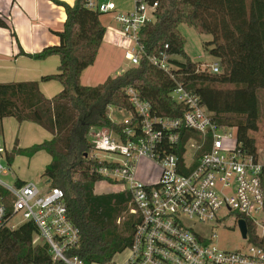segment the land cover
I'll use <instances>...</instances> for the list:
<instances>
[{"label":"trees","instance_id":"1","mask_svg":"<svg viewBox=\"0 0 264 264\" xmlns=\"http://www.w3.org/2000/svg\"><path fill=\"white\" fill-rule=\"evenodd\" d=\"M54 1L66 14L63 29L55 31L60 41L30 55L37 59L58 55L57 72L42 79L57 80L63 88L48 98L38 81L0 83V134L6 117L33 121L52 134L50 140L15 151L34 155L46 150L52 156L43 175L48 187L63 190L69 216L81 233L78 245L69 254L87 264H108L131 245L137 220L129 213L128 191L95 192V183L104 180L99 167L113 164L93 157L96 147L91 132L108 128L123 136L126 124L113 120L110 113L115 107L136 117L126 92L129 87L151 105L154 115L182 116L185 106L171 96L182 84L219 124L235 127L240 148L257 157L253 132L259 129L258 93L264 90V0H143L156 2L157 7L153 19L140 31L144 52L139 64L95 86L84 85L81 76L95 64L103 43V13L86 7V0L73 4ZM181 24L213 36L208 45L220 63V72H211L209 67L202 70L191 59L185 50L187 39L180 31ZM0 27L10 28L2 16ZM162 53L168 56L172 75L150 60L162 57ZM188 139L185 136L181 144ZM262 184L264 189V168ZM248 228L253 241L264 248V232L256 235V226L249 221ZM37 236L32 221L1 229L0 264H62L53 259L49 244L42 238L36 240Z\"/></svg>","mask_w":264,"mask_h":264},{"label":"built area","instance_id":"2","mask_svg":"<svg viewBox=\"0 0 264 264\" xmlns=\"http://www.w3.org/2000/svg\"><path fill=\"white\" fill-rule=\"evenodd\" d=\"M86 7L109 13L116 9V4L113 0H86ZM156 7V2L136 0L134 10L117 16L123 32L136 43L126 53L133 65L139 64L144 52L140 31L153 19ZM150 60L171 74L166 53ZM208 67L214 73L221 70L219 62ZM126 92L136 117L129 113L121 121L126 124L123 136L108 128L90 134L96 147L94 158H100L98 151L121 156L103 159L113 165L99 167L98 173L109 182L128 184L122 188L130 195L129 213L137 222L128 247L130 255L123 264H264V248L253 241L248 228L249 221L256 226V235L264 232V165L258 156L240 148L237 135L233 148L224 146L231 137L226 130L236 128L219 124L214 114L182 84L171 92L172 98L185 106L183 115L177 117L154 115L151 105L141 99L136 89L129 87ZM185 136L189 139L182 145ZM201 150L203 154L199 153ZM4 154L7 156V149L0 146V230L13 228L9 222L21 213L25 222L36 225V240L42 238L49 244L55 261L87 264L69 254L78 245L81 233L69 216L63 190L59 187L41 190L32 181L15 186L6 184L1 179ZM143 158L159 166L155 180L137 177V166ZM229 214L235 216L239 227L241 219L247 222L244 238L249 244L244 250L220 249L196 226L208 221L221 223Z\"/></svg>","mask_w":264,"mask_h":264},{"label":"rangeland","instance_id":"3","mask_svg":"<svg viewBox=\"0 0 264 264\" xmlns=\"http://www.w3.org/2000/svg\"><path fill=\"white\" fill-rule=\"evenodd\" d=\"M107 1V0H101ZM117 5L116 9L101 15V21L106 27L107 34L105 36V44L99 51V56L94 65L88 67L82 75V83L84 85L95 86L103 82L108 76L116 75L118 71L127 69L132 66V62L126 58V52L132 51L136 47V43L132 41L123 32L120 21L117 16L120 13H127L135 8L136 0H113ZM149 17H152V13H148ZM180 31L186 37L187 42L185 50L191 59L198 63L199 67L206 69L208 65H212L218 62V59L210 53L211 46L208 42L213 39L210 34L199 33L194 28L186 25H180ZM113 43V44H112ZM260 100V116H259V129L253 132V137L256 139V145L258 148V161L264 165V90H259ZM110 116L115 121H123L129 117V113L120 112L117 108L112 107ZM19 122L17 119H15ZM30 130H25L28 135L31 132H35L40 136L46 131L38 123ZM95 131L94 133H96ZM93 133V136H94ZM227 134H231V137L224 142V146L233 148L236 141V130L234 128H228ZM18 134V129L15 131L14 141ZM0 145H3L2 134H0ZM15 145V142H14ZM14 147V146H13ZM10 150V158L7 159L6 154L2 157L1 161L5 167L1 174V179L8 185L15 186L16 183L21 181H32L37 184L41 190L48 188L47 179L45 178L44 171L52 162V156L46 150H40L34 155L17 153L14 148ZM98 156L102 159H121V156L114 153H108L105 151H98ZM151 162V163H150ZM142 160L139 164V171H151L146 176L152 174L158 166L153 161ZM141 175V173H140ZM142 177H145L143 175ZM149 180H155L156 177L149 176ZM128 187L127 183L115 184L107 180L95 183L96 193H109L112 190H121V187ZM107 189V190H106ZM25 222L22 214L15 215L9 222L11 227H19ZM197 228L205 234L210 242L223 250L241 249L244 250L249 244L246 240L240 227L233 214H229L221 223L216 221H208L206 223H196ZM263 230L260 228L259 233L262 234ZM130 255V250H126L116 254L110 264H123Z\"/></svg>","mask_w":264,"mask_h":264},{"label":"crops","instance_id":"4","mask_svg":"<svg viewBox=\"0 0 264 264\" xmlns=\"http://www.w3.org/2000/svg\"><path fill=\"white\" fill-rule=\"evenodd\" d=\"M60 1L73 4L75 0ZM0 16L6 18L10 25V28L0 27V83L38 81L40 90L46 97L50 98L59 93L63 88L59 81L54 79L45 81L42 79L43 76L57 72L60 63L59 56L50 55L44 59H37L30 54L37 53L47 46L59 43L60 39L55 34V31L63 29L66 17L64 7L57 4L54 0H0ZM105 41L104 37L100 50ZM98 56L99 53L97 58ZM124 70L118 71L117 74ZM31 123L36 124L33 121L17 122L14 117L3 119V145L0 146H4L7 149L8 160L10 158L9 151L12 150L13 146L14 150L28 148L52 138V134L44 128L46 133L41 136L40 133L38 135L34 131L31 132V135H28L25 130H30L34 127ZM17 129L18 134L14 141ZM142 160L152 161L147 158ZM140 162L137 166V177L142 180H149V176H155L156 178L159 176L160 169L154 161L158 168L148 177L146 175L151 171H143V173L139 171ZM143 175L145 177H142ZM21 182L24 181L19 180L16 184ZM122 190L123 188L121 187V190L115 189L112 192Z\"/></svg>","mask_w":264,"mask_h":264},{"label":"water","instance_id":"5","mask_svg":"<svg viewBox=\"0 0 264 264\" xmlns=\"http://www.w3.org/2000/svg\"><path fill=\"white\" fill-rule=\"evenodd\" d=\"M239 224H240V229H241L243 237H246V233H247V222H246V220L241 219L239 221Z\"/></svg>","mask_w":264,"mask_h":264}]
</instances>
